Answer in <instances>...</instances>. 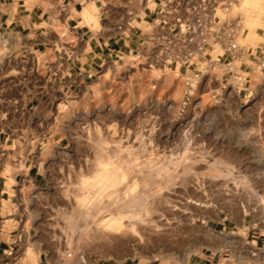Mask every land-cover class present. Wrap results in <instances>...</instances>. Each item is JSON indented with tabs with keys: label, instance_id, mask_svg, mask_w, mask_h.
Returning <instances> with one entry per match:
<instances>
[{
	"label": "rangeland",
	"instance_id": "374dc122",
	"mask_svg": "<svg viewBox=\"0 0 264 264\" xmlns=\"http://www.w3.org/2000/svg\"><path fill=\"white\" fill-rule=\"evenodd\" d=\"M141 1L108 6L137 10ZM241 1L228 12L243 22L239 42H264V0L246 8ZM94 10L84 21L100 28ZM151 45L107 62L82 91L61 98L57 121L73 151L33 202L23 190L24 221L34 231L12 264H37L38 247L55 251L58 264H69V251L87 253L88 264L139 253L184 259L203 241L226 238L224 224L215 231L207 220L218 212L264 224V68L250 82L235 78L230 70L243 74L239 64L219 61V45L189 67L150 66ZM127 205L148 216L127 212L121 228H109ZM254 253V263L264 259Z\"/></svg>",
	"mask_w": 264,
	"mask_h": 264
},
{
	"label": "crops",
	"instance_id": "0c3cea01",
	"mask_svg": "<svg viewBox=\"0 0 264 264\" xmlns=\"http://www.w3.org/2000/svg\"><path fill=\"white\" fill-rule=\"evenodd\" d=\"M109 1L0 0V264L14 263L34 231L24 221L23 190H31V200L36 190L51 186L63 157L73 151L57 121L61 98L82 91L107 62L140 50L159 16L160 0L154 7L117 11ZM85 10H98L100 28L84 21ZM240 44L244 55L234 63L243 74L231 75L250 82L247 77L264 68V42ZM222 53L218 59L224 60ZM217 215L207 220L215 231L224 224L226 238L203 241L184 259L139 253L93 264H256L254 250L264 252V224ZM36 250L37 264H58L52 249Z\"/></svg>",
	"mask_w": 264,
	"mask_h": 264
},
{
	"label": "built area",
	"instance_id": "2783aa9c",
	"mask_svg": "<svg viewBox=\"0 0 264 264\" xmlns=\"http://www.w3.org/2000/svg\"><path fill=\"white\" fill-rule=\"evenodd\" d=\"M147 1H141V5L147 7ZM233 1L160 0L159 16L152 21L146 43H152L145 55L152 62L150 66H190L210 55L212 45L223 50L220 57L225 58L219 61L231 65L241 60L245 47L239 39L245 30L240 18L228 15ZM66 257L69 264L89 262L88 254L82 251H69Z\"/></svg>",
	"mask_w": 264,
	"mask_h": 264
},
{
	"label": "bare ground",
	"instance_id": "6f19581e",
	"mask_svg": "<svg viewBox=\"0 0 264 264\" xmlns=\"http://www.w3.org/2000/svg\"><path fill=\"white\" fill-rule=\"evenodd\" d=\"M256 1H257V0H243V2L241 1V6H242V7H245V8H246V7H249V6H251V5H249V4H251L252 2H256ZM254 4H255V3H254ZM248 5H249V6H248ZM84 16L86 17V19H87L88 22H89V20H90L91 17H92V14H91L88 10H85V12H84ZM222 172H223V174H226V175H232V172H231L229 169L226 170L225 173H224L223 170H222ZM226 175H225V176H226ZM233 178H234V177H233ZM83 181H84V183H85V182H86V183L89 182L87 179H83ZM128 195H130V194H128ZM125 197H126V196H125ZM139 197H140V196H139ZM128 198H130V199H132V200L135 199V198H131V197H127V199H128ZM141 198H143V197H141ZM124 199H125V200H124ZM124 199H123V200H124L125 202L129 200V199L126 200V198H124ZM123 200H122V201H123ZM130 201H131V200H130ZM135 201H136V199H135ZM137 201H138V200H137ZM116 203H117V202H116ZM116 203H113V205L116 204ZM77 204H78V205H76V206H80V205L83 206V205L85 204V202H80V201H79V202H77ZM102 204H103V203H102ZM117 205H118V204H117ZM128 205H129V204H128ZM128 205H127L123 210H122V209L120 210V211H122V212H120L121 215L115 220V222H114L113 224L111 223V224L109 225V228H112V227H113V228L116 227L117 229H119V227L121 228V225H122V223H123L121 220H122L123 216H124L127 212H133V214L135 213V215H136V214H138V215H142V214H143V211H145V209H142V208H141V210L138 209V211L133 210L131 207H133V205H135V204H133V205L130 204L131 207H129L130 205H129V206H128ZM85 206H86V205H85ZM100 206H103V205H100ZM108 206H109V205H108ZM114 206H115V205H114ZM144 206H145V205H144ZM91 207H92V206H91ZM98 207H99V206H98ZM84 208H85V207H84ZM110 208H111V207H110ZM80 209H82V208H80ZM92 209H93V208H92ZM94 209L97 210V209H99V208L96 207V208H94ZM94 209H93V210H94ZM135 209H136V208H135ZM93 210H92V211H93ZM81 211H82V210H81ZM83 211H84V210H83ZM83 211H82V212H83ZM84 212H85V211H84ZM86 212H87V211H86ZM93 213H94V212H93ZM144 213H145L144 218H146V216H148V213H147V215H146V211H145ZM90 214H91V212H90ZM127 215H128V214H127ZM143 215H144V214H143ZM83 216H84V215H83ZM85 216H86L87 221H88V216H87V215H85ZM89 216H90V215H89ZM91 216H92V215H91ZM86 223H87V222H86ZM88 223H89V222H88ZM88 223H87V224H88ZM113 228H112V229H113ZM107 232H108V231H107ZM27 251H28V250H27Z\"/></svg>",
	"mask_w": 264,
	"mask_h": 264
}]
</instances>
